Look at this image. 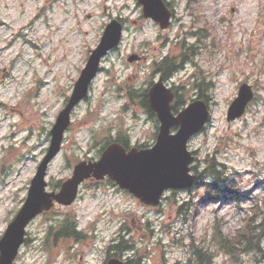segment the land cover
I'll list each match as a JSON object with an SVG mask.
<instances>
[{
	"label": "rangeland",
	"instance_id": "obj_1",
	"mask_svg": "<svg viewBox=\"0 0 264 264\" xmlns=\"http://www.w3.org/2000/svg\"><path fill=\"white\" fill-rule=\"evenodd\" d=\"M168 1L171 24L160 29L143 17L137 0H0V236L23 204L58 112L114 18L123 23L120 44L101 60L87 97L72 110L61 149L48 164V182L68 178L77 161L98 157L91 139L96 129H123L131 143H152L156 122L128 100L126 86L147 87L158 78L153 62L185 49L183 68L167 84L179 87L189 102L197 97L191 91L195 80L209 83L210 119L188 141L193 171L214 158L239 198L211 196L199 182L167 191L153 207L118 185L87 179L72 204H55L32 219L13 264H102L121 228L145 264H194L195 248L208 251L210 264H263L253 252L235 257L221 248L218 228L234 234L264 197V0ZM131 54L139 59L128 61ZM242 82L254 97L240 117L228 121ZM67 213L75 215L85 237L47 240L48 226Z\"/></svg>",
	"mask_w": 264,
	"mask_h": 264
},
{
	"label": "water",
	"instance_id": "obj_2",
	"mask_svg": "<svg viewBox=\"0 0 264 264\" xmlns=\"http://www.w3.org/2000/svg\"><path fill=\"white\" fill-rule=\"evenodd\" d=\"M138 2L142 4L144 17L158 22L161 29L169 25L171 11L164 0ZM122 29L123 25L117 19H112L106 24L65 106L57 114L50 129V144L30 181L27 196L0 237V264L14 262L20 246L25 241L26 226L35 216L49 210L55 202L62 205L72 204L76 199L79 185L91 176L96 179L109 177L119 187L148 205H157L166 190L185 189L193 184L196 175L191 172L190 164L194 156L187 147L188 141L208 121L209 105L204 99H195L174 113L171 103L174 93L164 84L163 78L159 77L147 91L149 106L159 121L154 144L147 148L134 146L127 149L119 142H110L97 160L77 162L71 176L61 183L58 190L48 189L45 179L48 163L60 150L64 131L70 124V113L87 95L89 84L99 71L101 59L118 46ZM137 58L136 54L128 56L129 61ZM253 96L251 86L243 82L237 96L228 107L227 120L240 117ZM174 127L176 130H172ZM106 264H124V261L111 258Z\"/></svg>",
	"mask_w": 264,
	"mask_h": 264
},
{
	"label": "trees",
	"instance_id": "obj_3",
	"mask_svg": "<svg viewBox=\"0 0 264 264\" xmlns=\"http://www.w3.org/2000/svg\"><path fill=\"white\" fill-rule=\"evenodd\" d=\"M184 50L185 49H181L179 54H167L158 63L156 62L154 65L156 73H159L166 80L179 71L188 58L186 56L187 51ZM208 85L209 83H207L204 78H199L192 83L191 91L195 90L197 98H203L208 102L209 99L206 95V91L209 88ZM176 89H179V87H174L176 94L173 102L174 112H177L187 102ZM146 92L147 88L137 89L130 85L126 86L128 100L132 103H139V105L156 121L155 113L149 108ZM100 129L94 130L91 135V139L94 141V146L98 148V152L111 141H118L126 147L129 146L130 136L126 130L119 129L115 134H111L110 131L105 134H100L98 132ZM144 145L146 146L147 144H142L141 146ZM206 163L207 165H205L202 171L197 172V178L194 184L196 185L199 182H203V184L207 186L208 193L211 196L235 193L238 199L240 192L232 191V184L234 181L232 178L225 175L224 172L220 171V166L222 165L217 164L212 157H210ZM193 169L196 170V167H193ZM60 182L61 180H57L55 183H50V185L52 188H56L59 186ZM259 214L261 215V223L255 224V219ZM76 225L77 221L74 214H64L62 219H55L54 223L48 226L47 240L51 237L53 242H55L59 236L70 237L76 240L83 235V233L76 228ZM218 232V242L220 247L222 246L221 248L232 251L235 257L238 256V253L253 252L254 255L257 256V259L264 264V245H262V240H264V197L255 203L251 208L250 214L244 217L243 225L237 231L235 230L234 234H230V236L223 234L220 228H218ZM109 252H112L114 256H121L124 252H131L127 257V263L145 264L143 255H139L133 243H130L129 240H126L122 235L119 236L117 241L111 243ZM192 254L194 256V264H203L201 263L203 261L210 264L211 256L209 253L195 248L192 249ZM163 264L165 263L163 262ZM235 264L237 263L235 262Z\"/></svg>",
	"mask_w": 264,
	"mask_h": 264
},
{
	"label": "flooded vegetation",
	"instance_id": "obj_4",
	"mask_svg": "<svg viewBox=\"0 0 264 264\" xmlns=\"http://www.w3.org/2000/svg\"><path fill=\"white\" fill-rule=\"evenodd\" d=\"M91 180H92V178H91ZM102 182H107V179H105V180H103ZM109 257H111L109 254H107L106 256H105V258H104V262L109 258ZM112 257H114V256H112ZM103 262V263H104Z\"/></svg>",
	"mask_w": 264,
	"mask_h": 264
}]
</instances>
